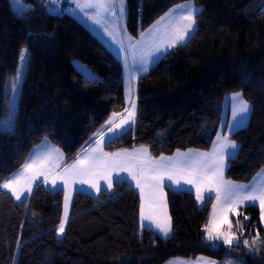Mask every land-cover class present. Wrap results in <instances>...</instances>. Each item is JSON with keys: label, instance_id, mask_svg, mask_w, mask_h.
I'll list each match as a JSON object with an SVG mask.
<instances>
[{"label": "trees", "instance_id": "trees-1", "mask_svg": "<svg viewBox=\"0 0 264 264\" xmlns=\"http://www.w3.org/2000/svg\"><path fill=\"white\" fill-rule=\"evenodd\" d=\"M25 1L32 7L20 14L12 0H0V124L11 113L10 79L19 72L20 53H30L14 127L0 130V184L45 140L67 160L75 158L112 115L128 108L125 66L117 55L72 14L49 13L46 0ZM190 1L202 7L195 34L138 79L136 123L104 149L144 146L153 157L209 151L220 133L227 134V124L221 130L226 97L242 93L251 113L248 124L229 135L239 150L228 159L225 178L248 184L264 169V0H126L127 30L139 38ZM76 60L98 77L86 79ZM166 191L170 237L142 227L141 195L122 180L98 196L78 191L60 238L63 190L39 185L17 201L0 187V264H167L179 257L223 261L229 255L264 264L259 206H243L230 216L234 233L259 239L252 253L244 244L206 239L213 196L201 207L193 192Z\"/></svg>", "mask_w": 264, "mask_h": 264}, {"label": "crops", "instance_id": "crops-1", "mask_svg": "<svg viewBox=\"0 0 264 264\" xmlns=\"http://www.w3.org/2000/svg\"><path fill=\"white\" fill-rule=\"evenodd\" d=\"M160 20H161V18L158 21H160ZM157 22H155L151 27H149L147 30H145L142 33V35L144 33L148 32L149 30H151V28ZM177 45H179V44H177ZM165 54H162L161 56H159L157 58L156 62H154V65ZM149 71L150 70H148L147 72H145L143 74L142 68L138 69V72H135L133 69L130 68L128 75L125 71L126 90H127V84H128L127 76H128L129 82H130L128 84V88L130 87L134 91L136 88L138 79L140 77H142L143 75H145L146 73H148ZM126 99H127V97H126ZM125 112L123 114L117 115L118 117H116V118H115L116 114L112 115L109 119V121H112V123H109V121H108L107 125L101 131H99V133L95 136L93 141L87 147H85L75 158H73L71 160H67L65 154L57 146H55L51 141H49V140L43 141L40 145H38L32 151L29 159L25 163V165H26L28 163H31L33 160H35V163L33 164V169L32 170H25V165H24L13 176L23 172V176L26 179V178L32 177L36 171H43L44 174L47 176V180L45 181V175H40L37 178L33 179L32 183H31V192L29 193L28 191H25L24 195L21 197L20 200H17L16 197L12 194V192L9 191L8 189L3 188V190L8 192L9 194H11L17 201H22L25 198L31 196L34 193L36 187L39 185L44 186V187L51 189V190H57V189L63 190L65 192L64 206H65L66 199H67V204H68V220L65 224V232H66V228H67L68 222L70 220V210H71V206L73 203V199H74L75 194L78 191H83V192H86L88 194L97 196L102 190L112 191L115 182L125 180V181L129 182L134 188H136V190L140 193L141 200H142L143 212H144L145 217H149V216L152 217V219H144V220L141 219L142 227L148 228V229H153V230L159 232L163 236L164 233L160 230L159 227H157L158 223L161 225L167 223L168 226L170 227V229L172 228L171 217L169 214L168 197H167L166 187H169V185L171 184V188L176 189V190H187L190 192L191 191L193 192L194 190H192L191 188H188V186H192V184H185L184 180H181L180 184L177 185L174 181H169L166 176H165L164 180L161 182L160 187H155V181L149 180L148 177L151 175L152 170L155 168V166L157 164H160V163H169L170 164V163H174L176 161H181V162L190 161L192 164L197 166L196 176L190 177V178H192L194 180H198L199 182H205V178L211 177L212 183H217V188H219V193L225 188L226 183H230L231 185H234L237 187L240 186L238 184H243V183L233 182V181L227 180L225 178V174H226V171L228 168V159L236 156L239 148H238L236 154H234V152L231 148L226 147L223 149V152H224L223 168H222L223 172H221V174L217 173V171H219L217 169V164L212 159V157L214 155L215 148L218 147V145H219V141L217 140V138L213 144V147L209 151L190 149V150H186V151H178L175 154L170 155V156L153 157L150 150L144 146L135 147L133 149H121V150H117L115 152H107L104 149L105 144L109 141V139H113L115 137H118L121 134H118V136H115V137L112 136L110 138H106V140H102V139L109 132L119 133L118 131L122 130L123 124L121 127H119L118 131H117L118 127H115V129H114V126L117 123L121 124L122 119H123V121H125V119H124ZM250 113H251V111H250ZM249 118H250V114L248 115V118H247L248 122H249ZM228 121H229V119H228ZM224 126L221 127V130ZM128 130H126V131H128ZM232 133H233V131L230 133L229 129H228L227 134L224 135L223 133H220L219 136L227 137L229 141L234 142L233 140H231L229 138V135ZM99 141H101V142H99ZM229 153H232V154L229 155ZM215 155H216V158L218 160L219 159V153H215ZM161 157H164L165 160L161 161L160 160ZM97 159L105 160V161H116L117 165H118L116 167V170L112 171V173H111L112 186L110 188L107 187V181L105 179L99 178V176L84 177L85 179H89L92 181L98 180V183L100 185V191H97L95 188L91 187L87 183L81 184L79 182L80 177H77L74 175L73 167H72L73 165L77 164V162L80 160H88L89 162H91L92 160H97ZM123 165H126L128 168H130L131 173H133L137 176V178L140 180L143 191L141 190V188L136 187L137 181L132 179V175H130L129 172L120 170V166H123ZM65 169H68V171L65 172ZM108 170L109 169H107L103 165H101V173L102 174L106 173ZM118 176L119 177H125L126 179L118 180L117 179ZM257 178H258V176L251 183L246 184V186H251V184H253V182ZM53 179H55V186H53ZM65 180L68 181L67 184L64 183ZM157 191H158V193H157ZM193 193H195L197 195V192H193ZM216 195H217V191H215L213 194L210 195V196H213L215 198L214 206H213V212L216 209V207H217L216 203L218 202V200L216 199ZM210 196L204 197L203 202ZM198 200L200 202V200H202V199H198ZM161 205H163V207ZM142 207H141V210H142ZM213 212H212V216H213ZM63 218H64V212H63Z\"/></svg>", "mask_w": 264, "mask_h": 264}, {"label": "rangeland", "instance_id": "rangeland-1", "mask_svg": "<svg viewBox=\"0 0 264 264\" xmlns=\"http://www.w3.org/2000/svg\"><path fill=\"white\" fill-rule=\"evenodd\" d=\"M12 2H13V6L16 9V11L20 14H22L24 11L32 7V4L28 3L25 0H12ZM78 3L82 5L84 3V0H56L55 10H51L52 5L49 3V0H46V5H47V9L49 13L55 14V15L69 13L75 16L76 18H78L83 24H85L122 61V63L125 66V71L127 75L129 73L130 68L133 69L135 72H138V69H141V68L143 69V67L145 66L143 63V60L149 61L147 62L146 67H147V71L151 70L157 58L161 56L162 54H165L169 49L172 48V47H168L166 43H162V41H165L168 35L172 34L174 31L178 30L179 28L183 26L185 22L180 20L181 14L184 11H186L189 6H194L196 9L199 10L196 14L195 30L189 35V37L185 41H178L176 45L188 41L189 38L192 37V35L196 32L198 28L197 16L202 11V7L195 4V2L193 1L181 3L175 6L174 8H172L168 13H166V14L171 13V15L165 14L164 16H162V17H165V19L160 20L159 24L156 23L155 24L156 27L155 28L152 27L151 31L149 30L143 35L141 34L142 36L140 38H134L129 34L127 27H126L127 10H128L126 0H124L125 10H124L123 16L120 18L119 21H117L116 17L112 16L110 12H107L104 9H101V8H83L82 9L80 7H77ZM119 15L120 14L117 10V16ZM117 23L119 24V27H117ZM156 44H160L159 52L153 51V48ZM24 50H27L28 61L24 65H22L20 61L18 74L10 79L11 89H12L13 81L17 78L18 75L20 77L19 82L16 84L17 92L15 95V113L18 108L22 83L26 75L28 63H29V56H30L29 49L25 48ZM149 52L152 53L151 56H148ZM74 63H75L76 68L83 73L86 79L91 80V79L98 77L97 73L94 72L92 68H90L89 66L83 64L82 62L78 60L74 61ZM147 71H143V74ZM127 80L129 84L130 82H129L128 76H127ZM128 84H127V90H126V97H127L126 100L128 103V108L124 114L125 122L123 123L122 130L118 131L119 128H117V131L119 133L109 132L108 134L105 135V137L102 140H106V138H110L112 136L115 137V136H118V134L125 133L126 130L130 129L136 123L137 116H138L137 91H136V88L134 91L130 87L128 88ZM233 95L234 94L228 95L225 99L222 126L226 124H231L233 122L232 121V111H233L234 104L236 103L231 99ZM13 99L14 97L12 94L11 100H10V106L13 102ZM248 104L251 107V104L250 103ZM133 105H135L134 109H133ZM129 113H133V115H129ZM117 115L119 114H116L115 118L118 117ZM247 120L248 119H246V122L244 123L243 126L237 128L233 132H236L237 130L245 127L248 124ZM115 127L116 126H114V129ZM115 138L109 139L108 142L114 140ZM234 143L237 145V148L233 150L234 154H236L239 148V144L237 142H234ZM221 172L223 171L221 170L217 171L218 174H221ZM196 181L197 183L201 184L200 195H202L203 198L206 196H210L217 189V183H211L210 186L212 187V191L209 192L207 190L209 185H206L205 182H199L198 180ZM238 185H240L239 187H241L244 190V192H247L248 189L253 186H256L258 188L264 187V169L258 174V178L253 182V184H251V186H246V184L244 183L238 184ZM188 188H191L192 190H194L193 192H197V187L195 183L192 184V186H188ZM224 192H225V188L219 193L220 199L216 203L217 207L213 212L211 222L207 226V228H218L220 232L227 233L233 236L234 237L233 243L232 244L225 243L227 246L244 244L249 252L254 253L255 247L258 246L259 239L256 237L253 239L252 238L250 239V238H246L244 235L242 236V235H238L234 233L232 226H231L230 216L232 213L236 214L239 211L240 207H243L246 205H257L260 208L259 201L252 202L249 200H240L235 204L233 210H229L230 206L228 202L225 201L224 199ZM203 200L204 199L200 200L201 207L204 204ZM161 206L163 207V205ZM225 216L227 217L226 220L224 219ZM261 219H262V225L264 227V212H262V210H261ZM64 234H65V230L63 234L58 233L60 238H62ZM171 235H172V228L168 232L167 236L165 235L163 236L170 237ZM213 235H215V232H213ZM206 239L211 242H214V241L223 242L222 239L209 240L207 231H206ZM237 241H240V243L238 244ZM244 241H247V243L246 244L243 243ZM218 246L219 245H214V247H218ZM167 264H244V263L242 262L241 259H239L238 256L229 255L223 261H217L207 256H199L195 260H189V259H184V258L179 257V258H174L170 260Z\"/></svg>", "mask_w": 264, "mask_h": 264}, {"label": "snow or ice", "instance_id": "snow-or-ice-1", "mask_svg": "<svg viewBox=\"0 0 264 264\" xmlns=\"http://www.w3.org/2000/svg\"><path fill=\"white\" fill-rule=\"evenodd\" d=\"M49 3L52 5L51 10H55L56 0H49ZM77 7L80 8H101L104 9L107 12H110L112 16L116 17L117 21L120 20V18L123 16L124 13V0H84V3L77 4ZM117 10L119 12V16H117ZM175 11V10H173ZM199 10L196 9L194 6H189L186 11H184L181 16L180 20L184 21L185 23L181 28L174 31L172 34L167 36V39L165 41H162V43H166L168 47H174L178 41H185L189 35L195 30L196 25V14ZM171 15V13L166 14ZM165 17H161V20H164ZM159 24V21L157 22ZM117 27H119V24L117 23ZM156 27L155 25L153 26ZM151 31V30H150ZM153 51L159 52L160 51V44H156L153 48ZM151 52L148 53V56H151ZM21 64L24 65L28 61L27 56V50H23L20 53L19 57ZM143 60V58H142ZM147 60H143L144 67L143 71H147ZM19 75L12 83V94H13V102L11 104V113L9 117L0 124V130L3 131H11L14 127V121H15V95L17 92L16 84L19 82ZM231 99L236 102L233 107L232 111V123L226 125V127L229 129V132L236 130L237 128L244 125L246 122V119L251 111L250 105L245 101L242 97V94L236 93L234 94ZM135 108V105H133V109ZM115 115V114H114ZM129 115H133V113H129ZM125 121H121V124L115 125L116 127H121L122 124ZM109 123H112V121H109ZM217 140L219 141L218 147L215 148L214 155L212 159L217 164V169L222 171L223 168V156L224 152L223 149L228 147L232 150H235L237 148V145L229 141L227 137H221L217 136ZM215 153H219V159L217 160ZM232 153H229L231 155ZM161 161H164L165 158L161 157ZM35 163V160H33L31 163H28L25 165V170H32L33 164ZM101 165H103L105 168L109 169L106 173H101ZM116 161H105V160H92L89 162L88 160H80L77 162V164L73 165V172L74 175L77 177H80L79 182L81 184H89L91 187L95 188L97 191H100V185L97 181H92L89 179H85L84 177H90V176H99V178L105 179L107 181V187L112 186V178L111 173L112 171L116 170L117 167ZM121 171H127L130 175H132V179L136 180V187L141 188L143 191V188L141 186L140 180L137 178V176L133 173H131L130 168H128L126 165L120 166ZM68 169H65V172H67ZM197 174V166L192 164L190 161H176L174 163H160L155 166V168L152 170L151 175L148 177L149 180L155 181V187H160L161 182L164 180L165 176L169 181H174L177 185L180 184L181 180H184L185 184H196L197 187V199H203L201 193V184L197 183L196 180L190 178L194 177ZM40 175H45L43 171H36L35 174L30 178H24L23 172L11 177L8 181L4 182L3 184H0V187L6 188L9 191L12 192V194L16 197L17 200H20L21 197L24 195L25 191L31 192V183L32 180L37 178ZM118 180L120 179H126L125 177H117ZM47 180V176L45 175V181ZM67 180L64 181L65 184H67ZM212 183V178L207 177L205 178V184L209 185L207 190L209 192L212 191V187L210 186ZM53 186H55V179H53ZM171 187V184L169 185ZM217 195L216 199H220L219 194V188L216 189ZM224 199L229 204V210H233L235 204L240 200H249L252 202L259 201L260 208L262 212H264V187H256L253 186L248 189L247 192H244V190L240 187L231 185L230 183H226L225 186V193H224ZM68 219V204L67 199L64 206V218L59 224L58 227V233L63 234L65 230V224ZM141 219H152V217H145L143 212V207L141 210ZM224 219L226 220L227 217L225 216ZM157 227L160 228V230L164 233L165 236H167L168 232L170 231V227L167 223L165 224H157ZM206 231L208 232V239L214 240V239H222L224 243L226 244H232L234 237L227 234L222 233L218 230V228H206ZM213 232H215V235H213ZM239 244L240 241H237ZM243 243H247V241H244Z\"/></svg>", "mask_w": 264, "mask_h": 264}]
</instances>
